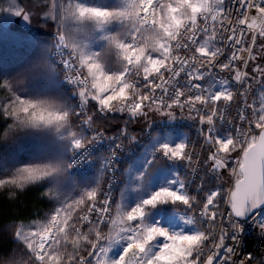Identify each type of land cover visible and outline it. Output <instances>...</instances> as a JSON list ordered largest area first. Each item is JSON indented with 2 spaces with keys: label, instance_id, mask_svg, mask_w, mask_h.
<instances>
[{
  "label": "snow or ice",
  "instance_id": "snow-or-ice-1",
  "mask_svg": "<svg viewBox=\"0 0 264 264\" xmlns=\"http://www.w3.org/2000/svg\"><path fill=\"white\" fill-rule=\"evenodd\" d=\"M17 17L52 35L0 73V145L59 151L0 170V191L40 186L46 202L29 222L0 219V264H264V0H0V31ZM150 114L196 138L151 131ZM133 144L140 166L121 169Z\"/></svg>",
  "mask_w": 264,
  "mask_h": 264
},
{
  "label": "trees",
  "instance_id": "trees-1",
  "mask_svg": "<svg viewBox=\"0 0 264 264\" xmlns=\"http://www.w3.org/2000/svg\"><path fill=\"white\" fill-rule=\"evenodd\" d=\"M14 32L22 33L26 39L18 44L9 35L3 33L4 37L0 39V73H11L26 61L34 58L38 55L40 46L46 44L52 35L48 27H42V31L36 33L25 32L19 29ZM32 93L33 85H29L27 94L31 95ZM62 95L70 97L71 92L70 90H65ZM121 119L122 117L120 116H112L109 120H115L113 123L103 119L101 123L111 133L119 126ZM130 127L134 132L142 133V135L145 133V129H141L139 123L130 125ZM46 154L35 145H32L31 141H26L23 148L0 145V170H2L3 165L13 163L15 159ZM128 164L129 162L124 163L121 169ZM40 190L41 187L38 186L24 192H18L14 197H10L8 191H0V219H12L15 216L18 219L27 221L37 216L38 211L41 213L45 211L46 202L41 200L39 195Z\"/></svg>",
  "mask_w": 264,
  "mask_h": 264
},
{
  "label": "built area",
  "instance_id": "built-area-1",
  "mask_svg": "<svg viewBox=\"0 0 264 264\" xmlns=\"http://www.w3.org/2000/svg\"><path fill=\"white\" fill-rule=\"evenodd\" d=\"M184 129H190L192 131V134L194 133V136L189 137L193 140L196 138V128L195 126L190 123V121L180 123L179 121H169V120H163L160 122H157L151 126V131L154 132H167V133H179ZM148 134L145 131V133L140 137V140L142 142H146L148 140ZM111 146V141L104 139L100 142L90 146L89 152L94 157L91 163H85L81 166L74 167L71 170V175L74 178H83L86 176H89L93 173L94 167L97 163L98 158H102L104 154H106ZM140 155V144H133L130 146V148L122 150L119 152L117 156V163L119 164L120 168L124 163L131 162L135 157H138ZM248 243H252L254 246V242L252 240H248ZM247 249V247H245ZM250 250V249H247Z\"/></svg>",
  "mask_w": 264,
  "mask_h": 264
},
{
  "label": "rangeland",
  "instance_id": "rangeland-1",
  "mask_svg": "<svg viewBox=\"0 0 264 264\" xmlns=\"http://www.w3.org/2000/svg\"><path fill=\"white\" fill-rule=\"evenodd\" d=\"M18 29L23 30L25 32L36 33V32L42 31V26L39 23H33L31 25H25V23L19 17H17L15 19V21L10 25V28L7 31H0V39L4 37L3 33L6 35H9V32H11V31L14 32ZM40 48H41V46H40ZM40 48H39V50H40ZM35 90H36L35 86L33 85V93L32 94L35 93ZM150 119L152 120V125L157 123V122L167 120L166 118H162L157 114H150ZM171 121H179L180 123H184V122H187L189 120L179 118V116H177V119L171 120ZM190 123H192V122L190 121ZM139 124H140L141 129H144L143 124L142 123H139ZM161 133H164V132H161ZM168 134L170 135V137L173 140H180L185 136V134H188L190 137L194 136V133L192 134V131L190 129H184L179 133H168ZM31 143H32V145H35L36 147H38L44 153H47V154H50L51 152L59 151L58 146L54 145V144H48L46 142H37V141H31ZM139 157H140V155L138 157H135L129 164H132L133 167H139L140 166ZM100 159L101 158H98L97 163L94 167L93 173L91 175L83 177L81 179H76V181L80 184H83L85 182H92L96 176V170H97L96 167L99 164ZM67 183L70 185L71 181H68ZM35 218H37V216H35V217L25 221V222H29Z\"/></svg>",
  "mask_w": 264,
  "mask_h": 264
},
{
  "label": "bare ground",
  "instance_id": "bare-ground-1",
  "mask_svg": "<svg viewBox=\"0 0 264 264\" xmlns=\"http://www.w3.org/2000/svg\"><path fill=\"white\" fill-rule=\"evenodd\" d=\"M245 247H247V249H252V247H253V245H252V243H248V242H246V244H245Z\"/></svg>",
  "mask_w": 264,
  "mask_h": 264
}]
</instances>
